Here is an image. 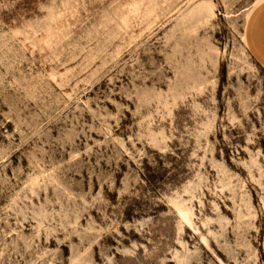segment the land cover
<instances>
[{
    "label": "rangeland",
    "instance_id": "1",
    "mask_svg": "<svg viewBox=\"0 0 264 264\" xmlns=\"http://www.w3.org/2000/svg\"><path fill=\"white\" fill-rule=\"evenodd\" d=\"M264 0H0V264H264Z\"/></svg>",
    "mask_w": 264,
    "mask_h": 264
},
{
    "label": "crops",
    "instance_id": "2",
    "mask_svg": "<svg viewBox=\"0 0 264 264\" xmlns=\"http://www.w3.org/2000/svg\"><path fill=\"white\" fill-rule=\"evenodd\" d=\"M246 37L251 54L264 65V2L251 12L247 21Z\"/></svg>",
    "mask_w": 264,
    "mask_h": 264
}]
</instances>
